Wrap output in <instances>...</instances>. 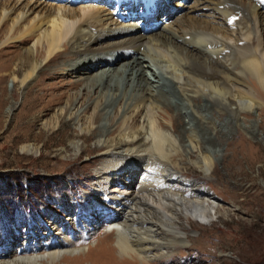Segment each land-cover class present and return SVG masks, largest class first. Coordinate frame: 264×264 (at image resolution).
Listing matches in <instances>:
<instances>
[{
  "label": "bare ground",
  "instance_id": "obj_1",
  "mask_svg": "<svg viewBox=\"0 0 264 264\" xmlns=\"http://www.w3.org/2000/svg\"><path fill=\"white\" fill-rule=\"evenodd\" d=\"M162 1L0 2V41L27 44L14 82L24 87L35 79L39 87L54 79L41 73L52 63L76 81L99 79L58 108L54 124L67 114L81 134L96 138L99 152L88 188L62 201V216L80 210L81 226L105 229L94 245L75 242L74 214L50 218L40 242L25 232L9 250L1 240L0 264H153L167 261L176 245L187 247L193 221L219 218L221 197L204 178L189 176L185 162L193 154L209 176L219 149L198 134L207 111L235 117L246 107L264 116V0H194L192 12L171 22L165 15L161 29L138 32ZM84 57L92 60L78 64ZM93 64L99 71L90 76ZM73 147L87 148L81 139Z\"/></svg>",
  "mask_w": 264,
  "mask_h": 264
},
{
  "label": "rangeland",
  "instance_id": "obj_2",
  "mask_svg": "<svg viewBox=\"0 0 264 264\" xmlns=\"http://www.w3.org/2000/svg\"><path fill=\"white\" fill-rule=\"evenodd\" d=\"M193 1H162L138 32L159 30L165 24L164 17L171 22L179 15L192 12ZM129 8L131 5L121 7L123 11ZM137 9L140 8L135 7L134 11ZM26 46L16 43L7 46L0 41V77L3 78L0 82V241L3 240L2 243L11 250L17 239L23 241L24 233L28 232L40 242L48 238L44 227L50 218L65 219L74 214L75 229L69 228L73 231L71 239L75 242L87 240V244L93 241L91 245H94L105 230L103 226H81L79 219H85L80 217V210L70 209L62 216L61 203L70 194L79 199L83 190L88 188L91 170L95 166L93 162L99 155L97 140L93 135L81 134L74 119L67 114L57 123L54 121L58 108L71 103L82 86L99 79L92 77L76 81L67 70H55V63H52L44 66L41 73L45 76L52 74L53 80L38 87L34 79L22 87L13 78L16 72L21 74L23 71L21 57ZM89 60L92 58L84 57L78 64ZM90 68V76L99 71L95 64ZM206 114L209 123L201 127L199 137L206 147L219 149L212 162L210 177L206 176L193 154H190L191 161L189 158L185 162V167L189 176L204 178L221 197L223 210L212 225H199L193 221L190 229L185 228L190 230L187 247L176 245L168 263L153 259V264H264V116L254 115L246 107L235 117L225 113L214 115L208 111ZM213 129L216 131L212 135ZM80 139L87 148L76 153L73 142ZM30 143L34 148L27 152L25 145ZM143 172V169L139 171L137 183ZM94 216L92 213L96 222ZM117 258L124 257L117 253Z\"/></svg>",
  "mask_w": 264,
  "mask_h": 264
}]
</instances>
